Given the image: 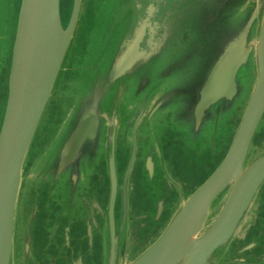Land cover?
Wrapping results in <instances>:
<instances>
[{"label": "water", "instance_id": "95a60500", "mask_svg": "<svg viewBox=\"0 0 264 264\" xmlns=\"http://www.w3.org/2000/svg\"><path fill=\"white\" fill-rule=\"evenodd\" d=\"M81 4L0 0L1 20L13 25L0 55V264L27 256L41 203V189L30 193L36 175L45 168L49 193L70 182L69 165L93 174L99 152L111 163L102 264H264V0H108L105 36L87 55L72 46ZM69 46L73 75L87 84L60 111L51 102L71 77L60 78ZM166 48L157 74L150 67ZM139 173L156 184L142 188L156 192L147 208L127 202Z\"/></svg>", "mask_w": 264, "mask_h": 264}, {"label": "flooded vegetation", "instance_id": "af4514ba", "mask_svg": "<svg viewBox=\"0 0 264 264\" xmlns=\"http://www.w3.org/2000/svg\"><path fill=\"white\" fill-rule=\"evenodd\" d=\"M87 151L81 152V155ZM89 153V152H87ZM80 155L74 163L79 162ZM60 160L58 159V162ZM144 174H149L147 160L144 159ZM123 162L115 161V177L117 180V197L114 211L117 217L121 218L123 199ZM175 166V162H173ZM97 168L93 174L83 177L79 174V167L76 164L69 165L64 171L71 170L69 181L66 184L54 183L49 186V193L46 188L47 180L45 174L38 176L41 182V203L37 205L33 228L30 230L31 240L27 256L23 251L17 257L19 264H102V238L101 226H104L105 244H109V221L107 208L109 206V192L111 188V163L109 158L103 157L99 152ZM62 170V168L60 169ZM59 169H56V173ZM63 172V171H62ZM64 172L60 174L64 175ZM76 174V182L72 184L73 174ZM122 175V176H121ZM59 176V177H60ZM139 173L132 175V180L127 182V202L129 206L147 208L155 199V190L149 195L144 194L146 185L155 189L151 175L143 176ZM44 182V183H43ZM143 188V190H142ZM142 191V194L140 193ZM50 194V198L48 197ZM101 209L103 214L98 212ZM29 221L31 216L28 218ZM26 235L28 227H25Z\"/></svg>", "mask_w": 264, "mask_h": 264}, {"label": "rangeland", "instance_id": "374dc122", "mask_svg": "<svg viewBox=\"0 0 264 264\" xmlns=\"http://www.w3.org/2000/svg\"><path fill=\"white\" fill-rule=\"evenodd\" d=\"M107 1L108 0H82L81 13H80L79 19L83 11L85 12V14L79 20V23H80L79 30L77 31L74 42L72 44L73 50L76 52L80 51L81 55L84 53H86L87 55V52L89 51V49L93 48L97 44V41L100 39H103L105 36L104 18L107 17L108 14H106V11L104 10V8H105ZM101 13L102 15H100ZM1 17H2V9H0V20H1ZM66 17L67 16L64 15V20H63L64 26L66 25V22H67ZM115 27L116 25L114 26V28ZM114 28H112L111 33H113ZM12 34H13V25L11 24V22H8V18L4 16V18L1 20V23H0V55L4 54V52L8 50ZM70 49H71V46H69V48L65 52V56L63 58V63H62V69L60 72V78H63V77L69 78L68 76H71V77L68 80L63 79L62 82H58L53 92L54 99L51 102V103H54V106L58 108L60 111L67 110L69 107H71V104H73V101H74V98H73L74 95L77 96L78 94H80L82 92V89L87 84V81L85 78L83 77L79 78L77 75H73V68L75 66V62H77V59L73 58V63L70 64V58H69ZM168 54H170V50L167 48L164 49L163 53L158 57V59L153 62L152 66L150 67V70L155 65L157 74L160 73L167 64V61L165 60V58L168 56ZM81 55L79 56V58L81 57ZM83 59H85V56H83ZM92 66L91 67L89 66L90 67L89 69H91ZM69 70H71L72 75L70 74ZM89 85H90L89 90L94 89L96 82L91 80ZM108 96L105 97L104 100L108 99ZM110 101L112 103L113 99L110 98ZM118 102L119 101H116V103L114 102L112 103L113 109L117 110L119 108H122L121 106H118ZM85 104L86 103L84 102V105ZM222 133L223 132L219 126L217 129V133H215L216 134L215 140H217L218 135ZM122 144L125 146L124 139H123ZM262 151H263V148H261L260 150L259 149L255 150V153L251 154V162L253 161V158L255 156L257 157L260 156L259 154H261ZM46 166L51 167L50 164H46ZM44 169H42L36 176L37 177L41 176L42 173L44 172L43 171ZM39 184L41 183H31L30 185V193L34 195V199H36L40 193L41 187H39Z\"/></svg>", "mask_w": 264, "mask_h": 264}]
</instances>
